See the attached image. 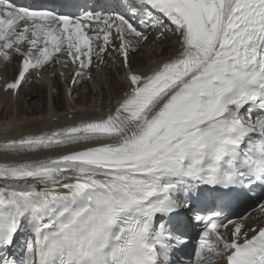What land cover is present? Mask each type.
Masks as SVG:
<instances>
[{
	"label": "snow or ice",
	"instance_id": "6c2138e0",
	"mask_svg": "<svg viewBox=\"0 0 264 264\" xmlns=\"http://www.w3.org/2000/svg\"><path fill=\"white\" fill-rule=\"evenodd\" d=\"M153 33L177 50L134 71L129 54ZM109 51L127 88L106 117L0 144V264H173L189 225V264H264V224L246 223L264 217V0H126L118 12L0 0V60L20 57L5 92L60 53L75 84ZM208 188L227 199L198 207Z\"/></svg>",
	"mask_w": 264,
	"mask_h": 264
},
{
	"label": "bare ground",
	"instance_id": "6f19581e",
	"mask_svg": "<svg viewBox=\"0 0 264 264\" xmlns=\"http://www.w3.org/2000/svg\"><path fill=\"white\" fill-rule=\"evenodd\" d=\"M149 38L148 44L143 48L139 47L134 62L140 64L141 68H132L134 71L146 73L157 62L171 57L177 50L176 38L171 33L160 40H156L155 34ZM112 54L114 58L105 57V62L101 65L92 62L85 77L75 84L72 82L73 78L68 80L67 85L55 78L52 103L47 98L49 87L46 80H42L37 74L28 77L31 88L27 93L22 91L23 87L18 95L5 92L4 82L0 89V144L30 133L76 124L85 119L106 117L127 88L124 76L127 70L119 56ZM111 64L119 71L120 79L115 78ZM68 94H72L71 98ZM4 159L7 158L0 157V162ZM246 223L264 224V217L255 214Z\"/></svg>",
	"mask_w": 264,
	"mask_h": 264
},
{
	"label": "rangeland",
	"instance_id": "374dc122",
	"mask_svg": "<svg viewBox=\"0 0 264 264\" xmlns=\"http://www.w3.org/2000/svg\"><path fill=\"white\" fill-rule=\"evenodd\" d=\"M29 88H30V87H27L25 91L28 92V91H29ZM47 98H48V97H47ZM74 98H75V96H74ZM42 102H43V101H41V103H42ZM39 104H40V102H39ZM42 104H43V103H42Z\"/></svg>",
	"mask_w": 264,
	"mask_h": 264
}]
</instances>
